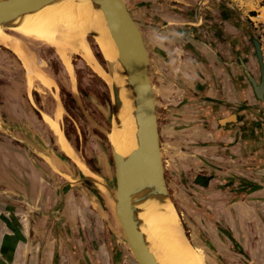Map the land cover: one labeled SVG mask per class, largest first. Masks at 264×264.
<instances>
[{
	"label": "flooded vegetation",
	"instance_id": "1",
	"mask_svg": "<svg viewBox=\"0 0 264 264\" xmlns=\"http://www.w3.org/2000/svg\"><path fill=\"white\" fill-rule=\"evenodd\" d=\"M182 1V5L176 6L185 9L186 14L176 23L188 31L186 36L179 35L186 41L188 58H198L201 63L206 105L218 120L234 117L246 127L250 134L246 141L249 155L242 150L239 155L259 162L264 157V87L259 99L252 82L262 85L255 45L261 51L264 69L260 27L254 16H246L219 0ZM89 42L104 68L96 45L92 39ZM33 46L36 47L32 60L52 82L51 89L39 80L31 82L24 65L1 48L9 57H0L2 67L7 68L0 70V119L9 126L11 136L0 132V149L6 150L5 157H0V190L31 198L43 206L45 213H50L32 214L22 206L27 212L23 220L29 225V241L34 247L29 254L34 258L28 264H111L108 235L113 216L106 194L62 152L59 142L61 133L79 162L109 189L108 169L114 172L111 148L105 135L92 123L110 130L102 113L109 103L108 89L79 56L72 54L71 77L68 66L52 47L43 43ZM155 97L158 105L160 97L156 93ZM160 110L164 108L157 107L156 112L159 141L164 121ZM245 134L236 128L232 141L241 144L246 140ZM164 178L187 239L202 250L208 264H264V219L254 220L253 207L248 206H264V194L245 201L252 193L228 186L223 217L236 223L238 231L231 235L210 220L219 231L208 234L178 209L171 181ZM61 187L62 195L57 192ZM241 195L244 196L236 199ZM124 250L127 251L122 245L121 264Z\"/></svg>",
	"mask_w": 264,
	"mask_h": 264
},
{
	"label": "water",
	"instance_id": "2",
	"mask_svg": "<svg viewBox=\"0 0 264 264\" xmlns=\"http://www.w3.org/2000/svg\"><path fill=\"white\" fill-rule=\"evenodd\" d=\"M65 1H74L80 9L86 7L91 11L95 21L88 24L86 29L88 38L92 39L94 43L97 40L110 46L113 45L117 50L118 71L115 63L103 60L105 71L112 77V83L107 85L99 75H96L103 81L109 92V103L103 113L110 125V130L101 129L107 139L109 133L121 134L123 131V94L127 92L131 100L130 116L134 146L126 156L118 154L114 149L113 152L111 150L114 172L108 169L111 184L106 197L113 216V221L109 223L111 233L108 235L111 264H121V245L132 253L137 264H162L156 258L157 252L153 251V244L149 237L151 235L149 225L145 223L142 215L157 216L164 213L171 199L164 178L156 116V97L150 78L149 65L150 53L153 52L152 44L143 33L137 20L152 31L156 27L161 31L186 36V34L188 35L187 29L177 26L176 23L186 14L185 9L176 6L182 5L183 1L0 0V29L8 30L7 33L15 37V33L10 30L14 31L25 26L32 14L40 11L46 5ZM167 1L173 5H168ZM196 41L200 43L198 40ZM255 45L262 85L257 86L254 82L252 84L257 98L260 99L263 96L264 69L261 64V51L257 43ZM2 48L5 47L2 46ZM5 49L16 56L10 49ZM77 55L84 61L80 54ZM86 64L88 65V63ZM23 68L26 71L24 66ZM221 126L227 131L241 129L246 133V140L250 135L246 132L244 125L231 117L223 121L218 120V127ZM0 132L5 136H11L9 126L1 119ZM246 140L241 143L242 152L249 155L246 149ZM253 162H256L254 168L256 172L264 170V157L259 162ZM62 187L57 188L60 195L64 191ZM0 201L22 205L32 214L50 216V213H45L43 206L37 201L19 194H9L0 190ZM115 220L121 230L119 233L115 230ZM180 227L185 235L181 222Z\"/></svg>",
	"mask_w": 264,
	"mask_h": 264
},
{
	"label": "crops",
	"instance_id": "3",
	"mask_svg": "<svg viewBox=\"0 0 264 264\" xmlns=\"http://www.w3.org/2000/svg\"><path fill=\"white\" fill-rule=\"evenodd\" d=\"M148 39L153 50L151 78L160 97L157 107L164 108L160 110L164 117L160 130L165 147L164 169L178 209L208 234L219 231L211 220L220 230L234 235L238 231L236 223L223 217L225 189L231 186L239 192L252 193L245 201L259 199L255 196L264 194V170L256 172V162L239 155L242 145L232 141V129L218 127L217 116L206 105L201 63L198 58H188L183 37L157 30L148 33ZM4 150L0 149V157L5 156ZM249 205L255 212L254 220L264 219L263 205ZM26 216L22 205L0 201V264H28L34 258L29 255L34 247L29 241V225L23 220ZM195 248L206 260L202 250Z\"/></svg>",
	"mask_w": 264,
	"mask_h": 264
},
{
	"label": "bare ground",
	"instance_id": "4",
	"mask_svg": "<svg viewBox=\"0 0 264 264\" xmlns=\"http://www.w3.org/2000/svg\"><path fill=\"white\" fill-rule=\"evenodd\" d=\"M92 21H95V19L88 8L85 7L80 9L74 1H65L63 3L58 2L56 4L46 5L40 11L32 14L29 20L26 21L27 24L25 26L14 31L10 30V32H14L16 36L22 37V39L30 38L38 40L52 47L64 64L68 66L71 77L72 69H70L71 61L68 53L80 54L84 62L92 66L90 70L94 72L95 75H99L107 85H110L112 83V77L105 71L106 68H103L95 58L88 42V37L86 36V29L89 26L88 24ZM7 32L8 30L0 29V46L13 51L18 61L26 68V73L31 82L39 80L44 87L51 89L53 86L52 82L48 79L46 74L35 65L32 60V52L29 51L24 41L9 35ZM95 45H97L102 60L112 64L115 63L118 71L119 66L116 63L118 55L115 47L97 40H95ZM118 79H120V76H118ZM122 101L124 102L123 131L121 134L115 132L109 133L107 140L112 152L114 149L118 154L126 156L131 152L134 146L132 118L130 116L131 100L127 92L123 94ZM60 116L61 107L59 105L56 117L59 118ZM59 137L60 149L62 152L75 162L86 177L95 180L99 189L107 194V187L99 182L101 180L100 177L90 172L84 163L79 162L61 133ZM46 161L52 166L50 160L47 159ZM142 218L145 223L149 225V232L151 233L149 237L153 244V251L157 252L156 258L162 264H208L200 255L199 251L184 235L180 227L181 219L171 200L164 213L158 214L157 216H151L149 214L142 215ZM114 226L118 233L121 232L116 220ZM134 261L136 262L135 259Z\"/></svg>",
	"mask_w": 264,
	"mask_h": 264
},
{
	"label": "rangeland",
	"instance_id": "5",
	"mask_svg": "<svg viewBox=\"0 0 264 264\" xmlns=\"http://www.w3.org/2000/svg\"><path fill=\"white\" fill-rule=\"evenodd\" d=\"M142 1V2H147V1H150V0H139V2ZM227 5H229L230 7L232 8H237V9H240L246 16L247 15H250V16H254V19H255V22L258 23V26L260 27V35L263 39V43H264V0H219ZM137 2V3H139ZM168 5L169 2L167 1ZM172 4V3H171ZM134 11V10H133ZM135 12V11H134ZM136 15V14H135ZM138 18V17H137ZM140 21H138L139 23ZM139 26L141 27L143 33L145 34V36L148 38V33H150L152 30H150L149 28H147V26L143 25L141 22L139 23ZM158 29H156L155 27V30L156 31ZM15 37L19 38V39H22V37H19V36H16V34H14ZM89 39L88 38V42H89ZM24 41V43L27 45V48L29 49L30 52H32V54L34 55L33 53V49H35L36 46H33L34 44H42L43 42L41 41H38V40H33V39H30V38H23L22 39ZM36 42V43H35ZM44 44V43H43ZM90 44V42H89ZM95 44V43H94ZM91 47V45H90ZM97 47V46H96ZM2 46H0V57H9L8 55L9 54H6L5 52H3V48ZM5 49V48H4ZM98 49V48H97ZM92 50V49H91ZM93 52V51H92ZM76 55L75 53H71L69 52L68 53V56L70 58V61H71V58H74L73 55ZM94 54V53H93ZM78 56V55H77ZM17 59V58H16ZM18 60V59H17ZM150 63H151V60H150ZM3 63L0 61V70L1 71H7V68H3ZM149 69L151 71V66L149 65ZM150 78H151V73H150ZM151 82H152V86H153V83L155 84L154 80L151 78ZM6 85L9 84V82H5ZM153 89H154V86H153ZM155 89H154V93H155ZM108 104V103H107ZM106 104V105H107ZM77 105L80 106L81 108V105L79 102H77ZM157 106V104H156ZM107 107V106H106ZM102 111V110H101ZM156 112H157V107H156ZM103 113V111H102ZM104 115V113H103ZM156 116H157V113H156ZM105 117V115H104ZM106 119V117H105ZM107 121V119H106ZM108 122V121H107ZM94 124V126L99 129L102 133L103 131L102 130H105L103 128H101L100 126H98L97 124H95L94 122H92ZM102 129V130H101ZM107 131V130H105ZM109 131V130H108ZM104 134V133H103ZM106 137V136H105ZM0 141H2L0 139ZM160 147H161V151H162V161H163V166H165V159H164V155H163V150H164V144L161 142V139H160ZM163 149V150H162ZM5 157V156H4ZM165 170L164 169V177H167L170 179L169 175H167L168 172L165 173ZM172 180V179H171ZM168 183H169V180H168ZM182 223V222H181ZM185 231V230H184ZM122 246V245H121ZM120 250H121V247H120ZM120 254H121V251H120ZM122 256H123V264H136V262L134 261V258L133 256L131 255V253L128 252V250H124L123 253H122ZM207 261V260H206ZM209 261V260H208ZM210 262V261H209Z\"/></svg>",
	"mask_w": 264,
	"mask_h": 264
}]
</instances>
